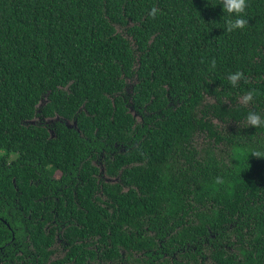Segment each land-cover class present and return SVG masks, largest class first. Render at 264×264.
<instances>
[{"label": "trees", "instance_id": "obj_1", "mask_svg": "<svg viewBox=\"0 0 264 264\" xmlns=\"http://www.w3.org/2000/svg\"><path fill=\"white\" fill-rule=\"evenodd\" d=\"M221 3L0 0V263H261L264 0Z\"/></svg>", "mask_w": 264, "mask_h": 264}, {"label": "flooded vegetation", "instance_id": "obj_2", "mask_svg": "<svg viewBox=\"0 0 264 264\" xmlns=\"http://www.w3.org/2000/svg\"><path fill=\"white\" fill-rule=\"evenodd\" d=\"M208 245L209 242L207 241L203 242V246L199 249L187 248L184 250L182 257L176 256L177 252L171 249L165 251L163 257L158 256V258L149 256L147 254L143 255V253L134 251V255L140 257L138 262L127 261V250L120 247L119 251L121 253V259L116 263L109 262L105 264H222L219 262L220 257L218 256V253L221 252L231 254V256L228 258V264H258V262L254 261L253 257H249L247 260L242 255L241 252H248L249 249H236L234 247L227 248V246L225 249H217L216 247H209ZM254 256H256V254H254ZM165 257L166 259H169L168 263H164ZM255 258L259 260L258 257ZM260 264H264V257H262Z\"/></svg>", "mask_w": 264, "mask_h": 264}, {"label": "clouds", "instance_id": "obj_3", "mask_svg": "<svg viewBox=\"0 0 264 264\" xmlns=\"http://www.w3.org/2000/svg\"><path fill=\"white\" fill-rule=\"evenodd\" d=\"M223 13L226 12L228 14V18L225 20V27L227 31H232L234 29H240L245 26L247 20L242 15L245 12L246 8V0H222L221 3ZM155 9L151 10V14H155ZM242 76V73L236 72L231 74L229 79L232 85L237 84L238 78ZM251 98V94L247 97ZM247 121L250 126H264V119H262L261 115L258 112L249 111L246 116ZM257 157H261V153L259 151H253V153Z\"/></svg>", "mask_w": 264, "mask_h": 264}, {"label": "water", "instance_id": "obj_4", "mask_svg": "<svg viewBox=\"0 0 264 264\" xmlns=\"http://www.w3.org/2000/svg\"><path fill=\"white\" fill-rule=\"evenodd\" d=\"M44 104V103H46V100H44V99H42L40 102H39V105H41V104ZM50 120V119H49ZM33 121H35V119H33Z\"/></svg>", "mask_w": 264, "mask_h": 264}]
</instances>
